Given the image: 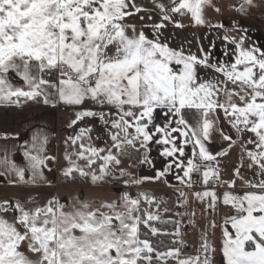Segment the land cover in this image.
<instances>
[{"label":"snow or ice","instance_id":"snow-or-ice-1","mask_svg":"<svg viewBox=\"0 0 264 264\" xmlns=\"http://www.w3.org/2000/svg\"><path fill=\"white\" fill-rule=\"evenodd\" d=\"M148 2L151 10L137 0H0V104L20 107L42 101L55 106L58 98L60 103L73 106L91 100L101 109H77L69 127L97 117L107 126L112 113L102 109H115L116 119L110 121V127L116 129L110 134L112 147L77 145L91 131L81 129L68 140L74 146L72 155L85 164L80 166L65 153L69 166L61 175L72 180L78 175L97 185L108 176L116 178L113 167L120 165L119 157L126 148L138 151V144L145 150L141 163L151 164L149 145L162 146L159 154L168 161L164 168L156 170L154 176L140 178L121 169L120 176L129 177L125 185L163 178L171 186L166 177L175 170L177 182L192 189V174H199L203 191H194L193 197L204 205V215L214 214L218 204L235 211L220 225L223 264H264V50L245 47L243 34L237 40L225 32L221 38L234 48L230 65L212 64L203 49L201 56L185 54L161 38L167 24L181 28L173 17L190 15L196 25H203L204 8L211 7L219 14L220 7L213 0ZM257 7L256 0H240L228 10L247 16L249 9ZM152 12L157 13L155 19ZM134 16L145 23H128ZM145 28L152 29V38ZM232 30L247 31L235 21ZM198 66L211 68L223 79L199 77ZM11 73L23 81L22 86L11 82ZM221 113L241 138V164L232 170L234 178L229 180L221 176V159L238 141L223 129ZM246 133L251 135L243 141ZM214 137L217 142H227V148L221 146L213 153L209 145ZM46 143L47 136L39 131L33 133L30 145L25 142L21 146L26 167H17L7 155H0V176L14 173L25 184L34 183L36 177L43 179L42 168L49 167L46 161L56 159L43 155ZM188 145L192 146L191 157H187ZM244 160L249 170L255 169L252 180L241 175ZM26 171L31 173L29 180H25ZM236 179L250 190L235 192ZM218 188L224 189L221 195ZM176 192V207L185 211L173 214L188 216L187 194L180 188ZM137 195L149 208L159 206L151 193ZM195 216L193 210V227ZM159 220L158 213L142 211L140 199L127 193L119 200L77 198L68 204L52 198L41 205L31 196L3 199L0 264H167L169 260L175 264H213L216 250L206 234H202L195 256L181 258L179 247L160 251L149 233L153 237H179L181 221H167L175 231L162 233L152 223ZM207 226L216 228L217 224L213 220ZM172 243L182 241L174 239Z\"/></svg>","mask_w":264,"mask_h":264},{"label":"rangeland","instance_id":"rangeland-1","mask_svg":"<svg viewBox=\"0 0 264 264\" xmlns=\"http://www.w3.org/2000/svg\"><path fill=\"white\" fill-rule=\"evenodd\" d=\"M161 2L167 4V0H161ZM239 2L240 0H213V3L217 4L221 10L219 14H217L211 7H205L203 10V19L205 23L203 25H196L190 15H184V16L176 15L173 17V19L178 21L180 24H182L183 27L181 28L174 27L173 24L168 23L167 27L163 30L161 38L165 39L171 48L177 50L182 48L185 54L192 53L197 56H201V49H203L204 52L208 54L211 63L216 65H219L221 63L225 65H230L231 63L234 62L233 46L230 44L226 45L223 39L221 38L225 32H227L228 36L235 37L237 40H239L240 35L243 34L245 35V47H249V48L256 47L264 50V29L261 27L260 23H258L253 18H250L248 16H242L235 11L228 10L229 5H235L238 4ZM137 3L149 10L152 9V4L148 2V0H137ZM140 15H145V13H141ZM152 15L154 19L157 17L156 12H152ZM233 21L241 25L247 31L245 33H238L236 31H233L232 30ZM128 23H134L139 26L145 23V21H141L139 19V16H134L128 18ZM147 23H151V21H147ZM216 24H223L225 27L223 29L211 27V25H216ZM144 31L149 36V38H152L151 28H145ZM197 74L199 77L205 80L211 78H219L221 80L223 79V77L219 76V74L215 73L211 68H203L198 66ZM228 87L231 88L232 86L228 85ZM221 99H223V97H221ZM88 101L95 108L94 111L96 112L101 111V109H96V107L98 106L95 105L91 100ZM104 108L102 109L104 112L112 113V115L107 118L109 121L107 126L103 121L99 120V118L97 117V118H85L84 120L78 122L76 125L69 127L71 120L75 119V115H74V118L69 120V123L66 125V127L65 125H62L61 133H60L62 144L65 143V138H67L68 140V137L70 136L75 137L77 134L80 133L81 129H90L91 131L86 132L84 134L83 140L78 141L79 143L83 142L86 146L91 145L93 147H98L103 149L111 148L112 141L110 138V134L114 133L116 129H112L110 127V121L116 119V116L114 114L115 109L111 108L113 111L109 112ZM220 120L223 129L230 136H232L233 140L238 141L237 144L231 149L229 155L221 159L222 178L224 177L228 179H233L234 177L232 175V170L241 164V160H240L241 138L238 137L235 130L229 126L228 122L224 119L222 113L220 116ZM250 135L251 134L248 133L244 134L242 138L243 141H246ZM68 141H69V147H71L72 143H70L71 142L70 140ZM138 146L139 145L137 144V147ZM221 146L227 148V142L223 140L217 142L214 137L212 143L209 145V148L213 153H215L219 151ZM129 149L130 150L128 151V154L130 158H127L124 154L120 155L119 157L121 161L120 165L118 167H113V172L116 178L114 179L112 176H108L106 177V179L109 180L108 182H115L121 186H126L125 180L129 179V177L128 176L121 177L120 176L121 169L125 170L127 173H130L132 177L140 178V177H145L143 176L144 169H149V167L152 168L151 166L152 164H149L147 161L141 163V159H139L138 156L134 154V150L130 147ZM66 151L68 150L66 149ZM113 151L115 150L113 149ZM68 152L69 153L71 152L70 156L73 161L78 163L80 166H84L85 161L77 160V157L75 155H72L73 153L72 147ZM64 157L65 154H62L60 159L57 161V163L55 165L54 164L52 165L53 167H55L57 173L61 174V170L69 166L68 161L65 160ZM247 164H248L247 160H244L243 167L240 170L241 175L244 177V179L252 180L253 178L250 177V173L251 172L254 173L255 169L249 170ZM133 165H135V167H133ZM85 181L90 182V180L88 179H85ZM241 183L242 181L240 179H236L235 184H241ZM133 185L134 184H129L127 186H133ZM132 192L133 191H131L130 193ZM155 200L159 203L158 207L156 204H153L151 208H149V205L142 201H140V206L143 211L144 210L154 211L158 213L160 217H165V216L178 217V220L181 221V234L179 237H175V238L178 241H182V244L179 243L180 245L178 246L181 251V258L197 255L198 250H200V245L202 242L201 239L202 234H206L209 244L215 248V242L211 237V233H212L211 228L207 226L208 223L213 220L214 215L213 214L204 215L203 204L194 200L192 205L187 208L189 215L186 216V219L184 221L182 217L173 214L179 211L183 212L185 210L184 208L172 209L170 207H167L161 200L157 191H155ZM165 209H167L168 211L165 212ZM193 210H195L196 212L194 227L190 223V214L192 213ZM212 261L213 264H218V262L215 261V257L213 256V254H212ZM167 264H175V261L169 260Z\"/></svg>","mask_w":264,"mask_h":264},{"label":"crops","instance_id":"crops-1","mask_svg":"<svg viewBox=\"0 0 264 264\" xmlns=\"http://www.w3.org/2000/svg\"><path fill=\"white\" fill-rule=\"evenodd\" d=\"M256 3L259 4L260 7L249 9V15L247 16L260 23L261 27L264 29V3H261V0H256ZM9 78L15 86L23 85V81H21L14 73H11ZM45 79L47 78L45 77ZM77 109L95 110L88 100L82 105L73 106L60 103L58 98H56L55 106L45 105L42 101L40 103H22L20 107L8 104H0V155H7L11 160L14 161L17 167H26V161L23 156L24 149L21 146L24 145L25 142H28L30 145L33 133L43 131V133L47 136V143L44 145L45 150L43 155L56 158L55 162L46 161L49 167L42 168L43 179L36 177L34 183H21L18 181V178L14 173L0 176V200H23L28 196H31L35 198L36 201L41 205L52 198H55L62 203L68 204L77 198L80 200H119L124 193H127L130 197L136 199L139 198L136 193V189L150 188L155 191H160L161 200L167 207H170V203L173 200H171L170 203L168 201L165 202L162 197L163 192H168L174 197L177 194V188H180L181 190L184 188V186H181L175 179V170L173 171V174H170L166 177L168 185L171 186H167L163 182V178L155 182L145 181L140 185L134 184L133 186H121L115 182H108L109 180L107 179H105L103 183L93 185L91 182L85 181L84 178H81L78 175L76 176L75 180H72L62 176L60 173H57L55 167L52 165H55L60 159L61 155L68 152L71 147L74 151L73 145L69 147V141L67 138H65V143L62 144L60 133L62 125H65L66 127V125L69 123V120L74 118V113ZM96 109L100 108L96 107ZM104 109L109 112L113 111L109 107ZM157 122H160L159 117ZM5 136H7L8 139H5ZM77 145H79L78 141ZM161 147L162 146H158L154 143L149 145L150 151L147 152V157L148 160L152 161V168L149 167V169H144L143 176H154L155 171L162 170L165 164L168 162L159 154ZM65 148L68 151H66ZM129 150V148H126V150L122 153L127 158H130L128 154ZM186 153L187 157L192 156L191 145L187 146ZM68 154L70 155L71 152H68ZM250 177L254 178V173L251 172ZM30 178L31 173L26 171L25 180H29ZM223 179L229 180L228 178L224 177ZM202 190L203 188L200 185L191 189V193L187 197V208L190 207L194 201L193 192ZM216 190L218 195H221L224 191V189L220 188ZM246 190L250 189H247L243 183L235 184V192L243 194V192ZM131 191L133 192L130 193ZM140 209H142L141 206ZM7 215L10 218L12 214L8 213ZM213 215V220H215L217 224L216 228H211V237L215 242L216 250L213 256L215 257V261H217L218 264H223L220 225L223 223L226 215H235V211L224 206L223 204H218ZM182 219L185 221L186 216L182 217ZM176 220H178V217H176ZM24 250H26V244L24 245Z\"/></svg>","mask_w":264,"mask_h":264},{"label":"trees","instance_id":"trees-1","mask_svg":"<svg viewBox=\"0 0 264 264\" xmlns=\"http://www.w3.org/2000/svg\"><path fill=\"white\" fill-rule=\"evenodd\" d=\"M170 208H173L172 202L170 203ZM176 220V217H160L159 221L152 222L153 226L160 229V231L166 232V233H172L175 231V227L171 223H167V221H173ZM142 231H146V229L141 226ZM149 238L153 241L154 246H157L160 251H166L170 247H178L179 243L173 245L172 241L176 239L175 237L171 235H157V236H151L149 233Z\"/></svg>","mask_w":264,"mask_h":264},{"label":"flooded vegetation","instance_id":"flooded-vegetation-1","mask_svg":"<svg viewBox=\"0 0 264 264\" xmlns=\"http://www.w3.org/2000/svg\"><path fill=\"white\" fill-rule=\"evenodd\" d=\"M139 150L137 151V150H134V154H136L137 156H138V158L139 159H141V154L142 153H144L145 152V150L144 149H140L139 148V146L137 147ZM141 189V188H140ZM145 189H150V188H145ZM137 190H139V189H136V193L138 194V192H137ZM153 190V189H152ZM183 190V189H182ZM153 192H154V195H155V190H153ZM158 192V194H159V196H160V191H157ZM177 195L178 194H176L174 197H173V195L172 194H170V193H168V192H163V194H162V197H163V199H164V201H168L169 203H170V201L171 200H173L174 202H175V200H177ZM140 199V198H139ZM140 201H142L141 199H140ZM142 202H144V201H142ZM142 210V209H141ZM143 211V210H142Z\"/></svg>","mask_w":264,"mask_h":264},{"label":"built area","instance_id":"built-area-1","mask_svg":"<svg viewBox=\"0 0 264 264\" xmlns=\"http://www.w3.org/2000/svg\"><path fill=\"white\" fill-rule=\"evenodd\" d=\"M45 77H47L48 79H52V77H48V76H45ZM200 180H201V176L197 174L195 178L193 179V182L198 183ZM210 186H213V185H210ZM185 193H189V188H186ZM176 204H177V200H176Z\"/></svg>","mask_w":264,"mask_h":264},{"label":"water","instance_id":"water-1","mask_svg":"<svg viewBox=\"0 0 264 264\" xmlns=\"http://www.w3.org/2000/svg\"><path fill=\"white\" fill-rule=\"evenodd\" d=\"M137 192H138V193H139V192H148V193H151V195H152L153 197H155L154 192H153L152 189L141 188V189L137 190ZM139 198H140L142 201H144L143 197H139Z\"/></svg>","mask_w":264,"mask_h":264}]
</instances>
